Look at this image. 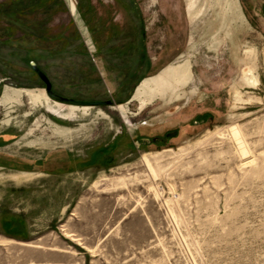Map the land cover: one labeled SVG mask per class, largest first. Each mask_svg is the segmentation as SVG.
I'll return each instance as SVG.
<instances>
[{
	"label": "rangeland",
	"instance_id": "374dc122",
	"mask_svg": "<svg viewBox=\"0 0 264 264\" xmlns=\"http://www.w3.org/2000/svg\"><path fill=\"white\" fill-rule=\"evenodd\" d=\"M214 1L0 0V264H264V0Z\"/></svg>",
	"mask_w": 264,
	"mask_h": 264
},
{
	"label": "bare ground",
	"instance_id": "6f19581e",
	"mask_svg": "<svg viewBox=\"0 0 264 264\" xmlns=\"http://www.w3.org/2000/svg\"><path fill=\"white\" fill-rule=\"evenodd\" d=\"M221 5V2H218L217 0L214 1L213 3V7L217 6V5ZM219 14L216 16V20H217V25L219 27V32L221 33L222 31L226 32L227 36H229V32L225 31V24L224 23H219ZM187 67H178V68H168L167 70H165L160 76L156 77V78H152V79H148L146 81H144L141 86L139 87L136 97L141 98L143 96L149 95L153 90H162L163 87V83L166 82H170V80L173 79V83H172V89L176 90L177 88H179L180 86H182L183 84H185L187 82V78H188V72H187ZM247 73V72H246ZM245 73V74H246ZM248 75V74H246ZM250 79V78H249ZM252 81V80H250ZM21 92H14V91H9L6 92L5 94V98L8 100H12L14 95H20ZM31 95H33L31 93ZM30 95V96H31ZM42 98L40 99H44L45 95L42 94L41 96ZM38 99V98H36ZM74 110H79L77 107H73ZM83 112L86 114L89 110V108H82ZM148 164V163H147Z\"/></svg>",
	"mask_w": 264,
	"mask_h": 264
},
{
	"label": "water",
	"instance_id": "95a60500",
	"mask_svg": "<svg viewBox=\"0 0 264 264\" xmlns=\"http://www.w3.org/2000/svg\"><path fill=\"white\" fill-rule=\"evenodd\" d=\"M31 67L34 70V72L38 75V77L43 81V83L46 85V92L48 94V96L52 97L53 99L62 102V103H66L69 105H74V106H101V105H112V101H107V102H82V101H75V100H71V99H66L63 97H60L58 95H56L53 91V86L52 83L50 82L49 78L47 77V75L40 69V67L32 62L31 63ZM155 141H158V139H156ZM143 143H147L150 144L151 140H143ZM138 146H140V143L137 144Z\"/></svg>",
	"mask_w": 264,
	"mask_h": 264
}]
</instances>
